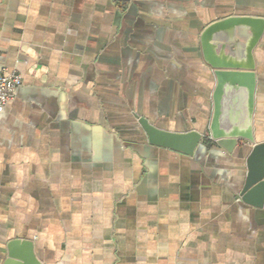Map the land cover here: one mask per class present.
<instances>
[{
	"label": "crops",
	"instance_id": "obj_1",
	"mask_svg": "<svg viewBox=\"0 0 264 264\" xmlns=\"http://www.w3.org/2000/svg\"><path fill=\"white\" fill-rule=\"evenodd\" d=\"M264 0H0V264L28 240L43 264H264V209L241 194L254 146L194 155L140 119L207 133L216 79L201 35ZM264 142V33L254 51Z\"/></svg>",
	"mask_w": 264,
	"mask_h": 264
},
{
	"label": "water",
	"instance_id": "obj_2",
	"mask_svg": "<svg viewBox=\"0 0 264 264\" xmlns=\"http://www.w3.org/2000/svg\"><path fill=\"white\" fill-rule=\"evenodd\" d=\"M264 33V19L249 15H231L208 25L201 35L204 59L216 79L213 115L207 133L171 132L141 118L140 124L149 142L162 148L194 155L209 141L233 153L239 144L254 146L248 159V174L242 198L264 209V142L257 143L254 131L257 77L254 51ZM9 261L23 256L30 264H43L28 240H14L8 247Z\"/></svg>",
	"mask_w": 264,
	"mask_h": 264
},
{
	"label": "built area",
	"instance_id": "obj_3",
	"mask_svg": "<svg viewBox=\"0 0 264 264\" xmlns=\"http://www.w3.org/2000/svg\"><path fill=\"white\" fill-rule=\"evenodd\" d=\"M22 85L23 79L18 73L0 72V112L15 99Z\"/></svg>",
	"mask_w": 264,
	"mask_h": 264
},
{
	"label": "trees",
	"instance_id": "obj_4",
	"mask_svg": "<svg viewBox=\"0 0 264 264\" xmlns=\"http://www.w3.org/2000/svg\"><path fill=\"white\" fill-rule=\"evenodd\" d=\"M209 143V142H208Z\"/></svg>",
	"mask_w": 264,
	"mask_h": 264
}]
</instances>
